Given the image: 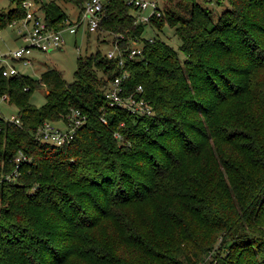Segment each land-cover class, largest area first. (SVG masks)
<instances>
[{"label":"trees","instance_id":"16d2710c","mask_svg":"<svg viewBox=\"0 0 264 264\" xmlns=\"http://www.w3.org/2000/svg\"><path fill=\"white\" fill-rule=\"evenodd\" d=\"M23 1L0 11V29L24 15ZM34 1L55 29L74 23L55 0ZM66 1L79 15L87 0ZM186 1L184 13L143 23L125 0H106L95 31L124 53L147 24L168 25L177 48L143 38L122 65L91 53L71 82L52 67L37 79L0 72L19 120L0 114V264H196L208 252L207 264H264V0H227L215 22ZM121 74L120 94L151 114L108 104ZM72 108L86 121L70 143L35 139ZM19 151L26 160L7 179Z\"/></svg>","mask_w":264,"mask_h":264},{"label":"built area","instance_id":"2783aa9c","mask_svg":"<svg viewBox=\"0 0 264 264\" xmlns=\"http://www.w3.org/2000/svg\"><path fill=\"white\" fill-rule=\"evenodd\" d=\"M106 0H87L78 15L77 20L68 26H79L85 24L89 31L95 32L98 29L99 23L102 19L101 10ZM125 3L137 10L136 21L148 23L152 17H160L162 12L155 1L147 0H125ZM24 8V15L21 18L13 19L8 23V26L17 30V39L20 40V45L13 50L0 51V72L3 76L10 77L18 74L16 69L11 65V61H21L23 64L31 62V53L34 50L49 51L52 48L60 47L63 43L61 36V29H55L50 26L42 15H39V4L34 0H24L22 2ZM149 10V15H144V12ZM19 20V23H18ZM119 38L112 42L113 50L107 52L108 58L119 57V65L123 64L121 58L126 54L129 58H134L141 54V47H132L122 53V49L118 44ZM127 74H121L114 77L111 86L105 93V97L110 106L118 105L127 108L130 112H141L151 114V108L145 104L144 100H137L132 96L123 97L121 93V80ZM137 90L142 88L137 86ZM6 99V95L2 96ZM16 123H19L18 118L11 116L8 118ZM101 120L106 123L104 117ZM86 121V115L79 109L72 108L66 115V119L61 123L64 128H60L54 122L44 121L34 133V137L38 142L47 143L54 146H63L71 142L74 138L77 129H79ZM118 136V134H116ZM26 160L23 152L19 151L16 156L12 158L15 167L6 178L13 179L17 175V168L20 162Z\"/></svg>","mask_w":264,"mask_h":264},{"label":"rangeland","instance_id":"374dc122","mask_svg":"<svg viewBox=\"0 0 264 264\" xmlns=\"http://www.w3.org/2000/svg\"><path fill=\"white\" fill-rule=\"evenodd\" d=\"M15 0H0V11H7L13 7ZM50 1V0H40ZM62 9L68 14L69 20L75 22L78 17V8L71 2L66 0H55ZM155 1L161 11L174 10L184 13L188 2L186 0H147ZM202 7L211 12L212 20L215 22L219 14L228 6L227 0H196ZM39 15L42 13L39 11ZM144 15H149V10L144 12ZM19 23V20H18ZM99 32V33H98ZM92 32L87 29L85 24L77 26H66L61 29L63 43L60 47L52 48L49 51H32L29 64H23L21 61H11V65L16 69L18 74L27 75L30 78L37 79L39 75L49 67L56 68L61 72L63 78L67 82L74 79V72L77 67V59L85 58L91 53L101 52L106 54L113 50L114 36L105 31ZM158 38L166 42L173 48L179 45V39L174 35L173 28L165 25L162 31H157L149 24L141 35V39L133 42V47H141L143 38ZM20 43L17 41V30L10 26H5L0 29V51L13 50ZM17 74V75H18ZM45 86L38 87L32 92L31 101L37 106H41L45 100ZM0 114L8 119L11 116H17V108L15 105L3 100L0 96ZM60 128H64L61 122L56 123ZM214 252V251H213ZM211 259L210 253H206L196 264H207Z\"/></svg>","mask_w":264,"mask_h":264},{"label":"crops","instance_id":"0c3cea01","mask_svg":"<svg viewBox=\"0 0 264 264\" xmlns=\"http://www.w3.org/2000/svg\"><path fill=\"white\" fill-rule=\"evenodd\" d=\"M17 41H18L19 43H21V42H20V40H18V39H17ZM3 100H5V101H6V99H3Z\"/></svg>","mask_w":264,"mask_h":264}]
</instances>
